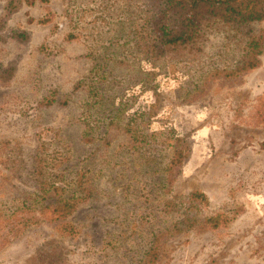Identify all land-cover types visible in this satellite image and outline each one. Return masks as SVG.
<instances>
[{
    "label": "rangeland",
    "instance_id": "obj_1",
    "mask_svg": "<svg viewBox=\"0 0 264 264\" xmlns=\"http://www.w3.org/2000/svg\"><path fill=\"white\" fill-rule=\"evenodd\" d=\"M8 1L0 0V203L11 207L36 192L35 161L44 144L50 152L69 153L68 172L89 168L97 194L74 216V236L48 224L33 227L0 245V264H130L148 249L150 232L168 221L162 209L171 197L160 194L155 169L167 162L170 141L162 136L147 147L157 168L134 175L126 159L106 161L102 143L83 139L92 99L76 88L102 59L114 68L101 86L106 101L94 109L103 135L110 130L115 141L120 125L155 104L157 113L144 128L173 131L191 147L173 195L203 192L205 216L234 218L219 229L196 227L165 241L156 264H264V54L242 84L217 83L192 94L206 69L238 62V49L222 34L208 39L199 62L160 61L141 54L134 38L151 0H31L5 18ZM68 8L84 11L73 42L65 39ZM256 29L264 30V22ZM123 103L118 120L107 126ZM125 169L142 181L128 189ZM149 216L137 249L111 247L113 236Z\"/></svg>",
    "mask_w": 264,
    "mask_h": 264
},
{
    "label": "trees",
    "instance_id": "obj_2",
    "mask_svg": "<svg viewBox=\"0 0 264 264\" xmlns=\"http://www.w3.org/2000/svg\"><path fill=\"white\" fill-rule=\"evenodd\" d=\"M40 1L43 4L51 2ZM23 2L30 4L31 0H9L5 7V18L13 14ZM80 13L84 11L71 8L65 11L69 26L65 39L69 42L80 37L77 33L78 25L84 18ZM144 13L146 16L142 27L134 32L141 54L160 61L178 57V60L188 63L199 62L205 56V43L217 33L222 34L229 45L238 49L240 57L235 65L206 69L193 83L190 90L192 94L206 93L217 83L231 86L242 84L248 74L261 66L264 30L256 27L264 22V0H151ZM24 36L15 34L13 38L20 39ZM93 66L89 77L79 82L76 90L83 89L87 97L92 99L86 102L85 119L82 122L83 139L86 143H102L99 145L103 147L102 159L107 161L109 157L124 158L127 161L125 166L134 169V175H139L144 169L157 168L150 166L156 160L152 155H146V148L158 144L162 136L165 137L164 143L170 141L167 162L160 169H155V173L160 174L156 187H161L162 196L171 197L162 209L163 216L168 221L150 232L147 238L148 249L140 259L132 260L130 264H156L163 243L190 229H219L230 224L234 218L227 215L203 214V209L209 206V199L203 192L196 191L188 197L173 195L175 185L183 174L184 164L191 155V147L173 131L150 132L144 128L157 113L155 104L149 112L135 115L118 127L115 141L118 140L119 143L108 138L110 130H106L103 135L101 130L104 125L94 119V109L98 110L106 101L101 86L114 68L105 64L103 59ZM54 102L56 100H49L48 104L53 105ZM123 108H126L125 103L117 109V114L107 126L115 124L117 115L123 112ZM99 130L100 133L97 134ZM46 147V144L41 145L35 161L36 192L18 200L11 207L0 203V245L4 247L11 245L31 228L42 224L52 225L66 236H74L77 233L73 223L74 216L97 194L89 168L81 165L79 170L68 172L66 164L69 153L50 152ZM126 173L125 169L123 178L127 181L128 189L134 186L133 180L142 181L138 176L132 179L133 174ZM152 217L135 221L131 230L113 236L111 247L117 250H127L128 246H131V251L137 249L144 238L142 227Z\"/></svg>",
    "mask_w": 264,
    "mask_h": 264
}]
</instances>
